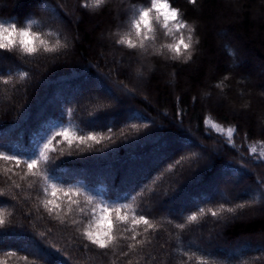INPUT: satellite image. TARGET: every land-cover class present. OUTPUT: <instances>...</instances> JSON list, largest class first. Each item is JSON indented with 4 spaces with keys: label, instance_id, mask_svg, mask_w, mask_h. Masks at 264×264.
I'll list each match as a JSON object with an SVG mask.
<instances>
[{
    "label": "trees",
    "instance_id": "1",
    "mask_svg": "<svg viewBox=\"0 0 264 264\" xmlns=\"http://www.w3.org/2000/svg\"><path fill=\"white\" fill-rule=\"evenodd\" d=\"M169 3L187 27L177 32L170 22L169 31L150 13L145 51L116 43L117 33H130L137 45L143 39L129 22L144 0L98 7L93 0H0V21H35L32 30L49 44H66L33 56L0 51V153L23 160L60 126L111 137L72 149L62 138L53 142L40 170L58 182L55 197L42 176L0 158L3 264H264V0ZM189 35L192 47L179 57L163 47L181 36L188 43ZM237 57L242 62L234 65ZM78 186L94 195L93 204L64 195ZM46 200L60 205L58 215ZM101 200L132 205L124 214L131 218L134 210L154 227L136 226L133 240L131 223L112 212L115 242L105 249L91 244L82 233L89 223L96 227ZM221 206L234 211L208 212ZM200 209L205 214L189 223Z\"/></svg>",
    "mask_w": 264,
    "mask_h": 264
},
{
    "label": "snow or ice",
    "instance_id": "2",
    "mask_svg": "<svg viewBox=\"0 0 264 264\" xmlns=\"http://www.w3.org/2000/svg\"><path fill=\"white\" fill-rule=\"evenodd\" d=\"M93 3L95 6L98 7L105 3V0H93ZM149 3L150 7L147 6ZM153 12L156 14L157 19H160L162 17L163 27L165 29H169L170 22H176L175 31L177 32L187 27V25L183 22H179V13L177 9L169 3V0H144V6L138 10L134 9L133 18H131L129 22L130 27L135 31L136 37H143V39H141L139 45H137L136 42L128 38L130 33H124L123 35L117 33V35H119V39L116 41V43L119 45H126L130 49H136L137 47H139L140 49H144L146 51L147 49L144 43V39H146L147 37L144 36V30H147L148 32L152 31L150 13ZM33 24H35V21L28 22L27 27H18L16 23H5L3 21H0V33L7 30L12 35V38L9 39L7 42H5L3 39H0V51L12 52L13 50L18 48L19 51L23 54L33 56L39 53L41 50H43V52L45 53H53L58 51L60 48L66 47V44H63L59 39H57L54 44H49L48 40L44 39L39 31L32 30ZM169 31H171V29H169ZM189 31L191 32V29H189ZM188 41L189 42L186 43L184 37L181 36L175 44H167L163 47H166L168 50L175 52L176 57H179L181 55V48H183L185 51H188L192 47L191 35L188 36ZM157 51H159V49H157ZM187 59H191L190 52L189 55L186 57V60ZM26 76V72L21 73L22 78ZM4 83H8V81L5 80ZM211 126L215 128L218 132L223 133L225 131L216 124H212ZM132 127L135 128L136 125H132ZM109 132H111V129H109ZM234 132L235 129L233 128L227 129L226 135L229 140H231ZM57 138H62V140L66 142L68 148L72 149L73 146L78 148L80 145L88 144L89 142H94L98 144L102 140L110 139L111 137L100 135L95 132L81 134L79 133V130L72 125L60 126L58 128L53 129L48 135L41 138V142L38 146L37 151L34 152L31 156H28L25 159L21 160L19 154L5 155L4 153H0V158L6 161H14L15 166L17 168H19L21 164L25 165L27 169L26 174H30L32 176H42L43 180L52 189L51 195L55 197L57 195L58 182L55 181L53 174L49 170H40V165L48 163L50 159L49 153L56 150L53 147V142L55 141L56 144H59L61 142V140ZM250 151L255 154L257 149L255 147H252ZM261 158H264V154H262ZM183 159L184 158L182 157L180 160H177L175 162V165H169V170H171L176 165H180ZM9 171H12V169H9ZM21 178L23 179V177ZM47 191L48 188L46 187L44 189V192L47 193ZM60 191H64V189L60 188ZM64 195L69 197L83 195L87 204H93L95 200L93 194H90L87 189L81 188L79 186L75 188H68L67 191H64ZM43 203L44 207L48 210L50 214L53 212H57V210L60 208V205L57 204L55 200H46ZM71 204L78 205L79 201L71 200ZM49 205H51L52 207H49ZM240 207H244V205H240ZM96 208H99L101 213L96 228H93L92 223H89L87 228L83 231L82 235L91 244L96 245L101 249L108 248L116 240V237L111 234L112 223L109 219V215L112 212L115 213V219L117 221L131 223L133 227L130 230L133 232V235L131 237L133 240H135L136 236L139 234L135 231L136 226L140 225L141 223L146 225L147 227L144 229L145 232L154 227V225L150 223L148 218H146L144 215L135 213L134 210L131 218H129L127 214H124L122 210L132 209V205L130 204L115 205L111 202L101 200L99 201V203L96 204ZM79 211L85 216L87 215L84 208H80ZM223 211L233 212L234 209H224L223 206H221L218 211L212 209L208 210V212L212 216H217L220 212ZM92 212L93 217H95V208L92 210ZM204 214V209H200L198 213H193L189 215L187 217V221L189 223L197 222L199 217L203 216ZM5 222L6 221L4 217V212L3 210H0V226H3ZM102 223L107 224V230L103 232L100 231L99 228V225ZM177 227L183 229L185 225L179 224L177 225ZM129 247H134V245H130ZM8 255L14 256L15 252H9ZM24 259L27 260V257H24ZM0 264H3V262H0Z\"/></svg>",
    "mask_w": 264,
    "mask_h": 264
},
{
    "label": "rangeland",
    "instance_id": "3",
    "mask_svg": "<svg viewBox=\"0 0 264 264\" xmlns=\"http://www.w3.org/2000/svg\"><path fill=\"white\" fill-rule=\"evenodd\" d=\"M69 15H75V10L73 9V8H69ZM134 59H137L138 61L137 62H141V60H142V58L141 57H139V56H134ZM237 61L234 63V65H238L239 63H241L242 61H240L241 59L240 58H238L237 57V59H236ZM260 73H262V74H264V68L263 69H260ZM135 75L137 76V77H141V75L139 74V73H136V71H135ZM95 89H97V90H100V87L98 86V85H94L93 86ZM116 93V92H115ZM116 96V94L114 95V97ZM241 96V95H240ZM240 104H241V108H244V109H246L247 108V105L244 103V98H242V100H241V102H240ZM263 125V124H262ZM228 171H229V169H228ZM228 176H230L229 174H227ZM227 175L225 174L224 176H223V178L225 179L226 177H227ZM256 191H252L251 193H250V196H256L255 193ZM97 226V225H96ZM103 226L104 225H102V224H100L99 225V228H100V231H104L105 229L103 228ZM96 228V227H95Z\"/></svg>",
    "mask_w": 264,
    "mask_h": 264
},
{
    "label": "clouds",
    "instance_id": "4",
    "mask_svg": "<svg viewBox=\"0 0 264 264\" xmlns=\"http://www.w3.org/2000/svg\"><path fill=\"white\" fill-rule=\"evenodd\" d=\"M11 38H12V35L7 30L0 33V39H3L5 42H7Z\"/></svg>",
    "mask_w": 264,
    "mask_h": 264
}]
</instances>
